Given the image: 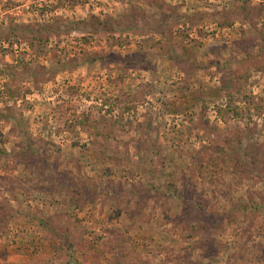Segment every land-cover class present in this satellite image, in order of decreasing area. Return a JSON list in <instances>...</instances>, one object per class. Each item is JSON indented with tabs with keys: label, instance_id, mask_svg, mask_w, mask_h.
Segmentation results:
<instances>
[{
	"label": "rangeland",
	"instance_id": "obj_1",
	"mask_svg": "<svg viewBox=\"0 0 264 264\" xmlns=\"http://www.w3.org/2000/svg\"><path fill=\"white\" fill-rule=\"evenodd\" d=\"M0 264H264V0H0Z\"/></svg>",
	"mask_w": 264,
	"mask_h": 264
}]
</instances>
